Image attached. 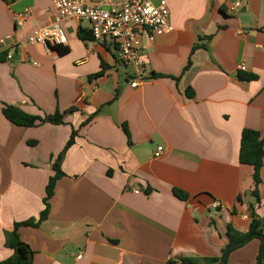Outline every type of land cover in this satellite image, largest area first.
Wrapping results in <instances>:
<instances>
[{
  "label": "crops",
  "instance_id": "1",
  "mask_svg": "<svg viewBox=\"0 0 264 264\" xmlns=\"http://www.w3.org/2000/svg\"><path fill=\"white\" fill-rule=\"evenodd\" d=\"M52 2L0 0V39L8 38L0 53V262L15 253L6 232L44 209L53 162L74 130L48 219L18 231L32 264L220 258L229 225L248 232L253 205L264 219V166L257 205L253 167L239 162L243 130L264 134V0H167L174 30L153 42L140 34L141 78L113 43L79 37L91 31L86 21L63 22L68 46L30 44L32 30L52 22ZM27 7L32 17L17 27ZM208 36L207 49L191 56ZM5 104L41 117L60 111L64 123L20 127L3 115ZM262 244L251 240L228 264H256Z\"/></svg>",
  "mask_w": 264,
  "mask_h": 264
},
{
  "label": "built area",
  "instance_id": "2",
  "mask_svg": "<svg viewBox=\"0 0 264 264\" xmlns=\"http://www.w3.org/2000/svg\"><path fill=\"white\" fill-rule=\"evenodd\" d=\"M54 17L48 26L35 27L28 37L30 44H41L48 49L65 47L69 39L62 27L68 19L86 21L90 24L92 41L98 44L111 42L117 49L119 60L132 66L137 71V76H142L141 52L137 44L140 34H144L150 42L157 37L171 33L174 30L170 22V10L167 0H124L117 4L115 0H53ZM243 6L242 1L236 2L231 10ZM32 17L31 8L27 7L22 13L15 16L17 27ZM8 38L0 39V53L7 45ZM7 61L13 60L11 53L6 56ZM39 66L37 62H33ZM240 70L245 72L244 65ZM139 80L133 82L137 87ZM163 147H159L155 157H160ZM139 194L140 190H134ZM216 208H222L221 202L213 203ZM189 207H194L189 204ZM197 209V208H195ZM82 256H79L81 258Z\"/></svg>",
  "mask_w": 264,
  "mask_h": 264
},
{
  "label": "trees",
  "instance_id": "3",
  "mask_svg": "<svg viewBox=\"0 0 264 264\" xmlns=\"http://www.w3.org/2000/svg\"><path fill=\"white\" fill-rule=\"evenodd\" d=\"M79 37L83 40L92 39V32L87 30H81ZM212 36L205 38H200L199 42L196 43L191 51V56L198 49H207L208 42L211 40ZM59 48V47H55ZM60 49V48H59ZM62 54H66L67 50L61 49ZM192 61L191 57L188 60L187 65L183 69V74L191 67ZM101 73L95 75V77L100 76ZM151 78H161L166 77L162 74L153 73ZM246 80H253L254 76L241 77ZM178 80L179 78H175ZM73 108L68 111H72ZM3 115L7 120L13 124L20 127H34L39 126L45 123H51L55 125H60L64 123V114L60 111L55 112L54 114L45 115L43 117L30 114L21 108L14 107L12 105L5 104L2 109ZM93 117L86 120L83 125H87ZM125 134L130 138L129 130L125 125L123 127ZM78 136V131L74 130L66 143L64 149L59 153L56 159L53 162L54 175L50 177L48 184L46 186V196L43 200L44 209L40 213L37 219L31 218L23 222H16L14 228L11 232H6L5 240L6 246L14 250V256L11 259L0 262V264H32L34 252L31 247L23 242L19 235V229L21 227H34L37 228L40 224L47 220L51 211L50 200L55 195V189L57 182L65 176V173L62 170V161L67 153V151L76 143ZM239 162L244 165H250L253 167V183L254 187L252 194L256 199V204L258 205L261 202L259 188L262 183L261 180V170L264 166V134L260 131L246 128L242 132L241 137V146L239 153ZM174 193L182 199H186V194L180 190H174ZM227 236L229 242L224 248L222 256L220 258H211V259H200V258H172L166 262V264H200V262L206 264H223L225 256H228L236 249L246 245L253 239H260L263 244L261 251L258 256V263L264 264V219L260 218L256 213L255 205L252 206L251 212V223L249 231L246 233L238 232L234 229L233 226L229 225L227 230ZM227 264V263H225Z\"/></svg>",
  "mask_w": 264,
  "mask_h": 264
},
{
  "label": "rangeland",
  "instance_id": "4",
  "mask_svg": "<svg viewBox=\"0 0 264 264\" xmlns=\"http://www.w3.org/2000/svg\"><path fill=\"white\" fill-rule=\"evenodd\" d=\"M230 255H231V254H230ZM230 255H229V256H230ZM229 256H228L227 261H226L227 264H228ZM250 256H251V254H250ZM254 260H255V258H254ZM246 263H249V262L247 261ZM255 263H256V264H259V263H258V258H257V262H255Z\"/></svg>",
  "mask_w": 264,
  "mask_h": 264
},
{
  "label": "water",
  "instance_id": "5",
  "mask_svg": "<svg viewBox=\"0 0 264 264\" xmlns=\"http://www.w3.org/2000/svg\"><path fill=\"white\" fill-rule=\"evenodd\" d=\"M226 261H227V254H226V256H225V259H224V261H223V264H225Z\"/></svg>",
  "mask_w": 264,
  "mask_h": 264
}]
</instances>
